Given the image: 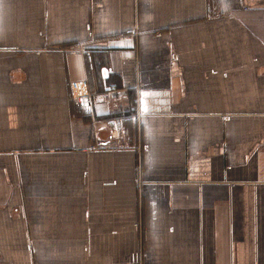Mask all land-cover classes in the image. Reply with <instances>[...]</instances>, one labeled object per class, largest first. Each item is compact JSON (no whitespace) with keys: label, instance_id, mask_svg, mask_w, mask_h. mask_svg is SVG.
Returning <instances> with one entry per match:
<instances>
[{"label":"crops","instance_id":"crops-1","mask_svg":"<svg viewBox=\"0 0 264 264\" xmlns=\"http://www.w3.org/2000/svg\"><path fill=\"white\" fill-rule=\"evenodd\" d=\"M0 264H264V0H0Z\"/></svg>","mask_w":264,"mask_h":264},{"label":"built area","instance_id":"built-area-1","mask_svg":"<svg viewBox=\"0 0 264 264\" xmlns=\"http://www.w3.org/2000/svg\"><path fill=\"white\" fill-rule=\"evenodd\" d=\"M118 89L115 83H110L108 85V90L110 92L116 91ZM72 95L74 96L76 103L81 105H87L91 100V94L88 90V86L83 81L71 82ZM137 112L139 115L143 116L148 113L145 105L139 103L137 107Z\"/></svg>","mask_w":264,"mask_h":264}]
</instances>
